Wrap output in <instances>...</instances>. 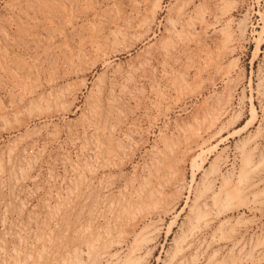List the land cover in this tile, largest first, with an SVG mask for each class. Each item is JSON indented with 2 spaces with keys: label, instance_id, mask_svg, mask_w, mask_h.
<instances>
[{
  "label": "rangeland",
  "instance_id": "374dc122",
  "mask_svg": "<svg viewBox=\"0 0 264 264\" xmlns=\"http://www.w3.org/2000/svg\"><path fill=\"white\" fill-rule=\"evenodd\" d=\"M254 165L264 0H0V264H264Z\"/></svg>",
  "mask_w": 264,
  "mask_h": 264
},
{
  "label": "bare ground",
  "instance_id": "6f19581e",
  "mask_svg": "<svg viewBox=\"0 0 264 264\" xmlns=\"http://www.w3.org/2000/svg\"><path fill=\"white\" fill-rule=\"evenodd\" d=\"M157 7V6H155ZM155 12V11H154ZM153 17V16H152ZM143 25V24H142ZM125 33V32H124ZM121 36V35H120ZM182 42V41H181ZM164 48V47H163ZM162 50V49H161ZM166 50V48H165ZM167 51V50H166ZM169 52V51H167ZM155 60V59H154ZM95 112V111H94ZM195 131V130H194ZM196 132V131H195ZM98 140V139H97ZM98 142V141H97ZM91 152V151H90ZM109 152V151H107ZM248 160V156L244 155V161ZM99 161V160H98ZM78 167V166H77ZM257 165H254L251 170L253 171L252 176L250 177V180L248 179L246 186L244 187L243 191L247 194L252 195L256 200H262L261 196H260V192L262 190V188L260 189V186L264 183V169H259L257 168ZM244 168V167H243ZM250 169V168H249ZM250 171V170H249ZM84 173V172H83ZM90 173V172H89ZM247 173V172H246ZM249 173V172H248ZM249 175V174H248ZM241 177V176H240ZM225 184V183H224ZM230 191V190H229ZM263 191V190H262ZM233 192V191H232ZM112 205V204H111ZM256 205V204H255ZM253 206V205H252ZM112 208V207H111ZM48 237V236H47ZM108 238V237H107ZM52 241V240H50ZM96 243V242H95ZM92 246V245H91ZM43 248V247H42ZM94 253V252H93ZM106 254V253H105ZM109 254V253H108ZM104 255V254H103ZM69 260V259H68ZM119 263V261H118Z\"/></svg>",
  "mask_w": 264,
  "mask_h": 264
}]
</instances>
